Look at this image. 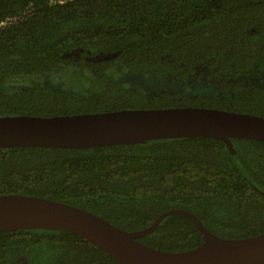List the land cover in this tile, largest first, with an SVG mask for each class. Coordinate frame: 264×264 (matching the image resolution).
<instances>
[{
  "label": "trees",
  "instance_id": "1",
  "mask_svg": "<svg viewBox=\"0 0 264 264\" xmlns=\"http://www.w3.org/2000/svg\"><path fill=\"white\" fill-rule=\"evenodd\" d=\"M32 15L0 32V116H53L133 108L211 107L264 116V0H0ZM69 71L75 89L18 76ZM121 74L199 75L216 92L176 95L127 86ZM207 137L60 148L0 146V194L66 202L125 230L185 209L227 238L264 231V141ZM161 250L202 242L184 216L138 239ZM0 264H121L83 237L0 231Z\"/></svg>",
  "mask_w": 264,
  "mask_h": 264
},
{
  "label": "water",
  "instance_id": "2",
  "mask_svg": "<svg viewBox=\"0 0 264 264\" xmlns=\"http://www.w3.org/2000/svg\"><path fill=\"white\" fill-rule=\"evenodd\" d=\"M207 137L233 149L232 138L264 141V116L211 107L133 108L67 115L0 116V146L85 148ZM191 220L203 240L187 250H161L138 239L168 216ZM77 234L121 264H264V231L240 238L211 232L193 213L169 209L149 225L125 230L81 207L27 194H0V231Z\"/></svg>",
  "mask_w": 264,
  "mask_h": 264
},
{
  "label": "rangeland",
  "instance_id": "3",
  "mask_svg": "<svg viewBox=\"0 0 264 264\" xmlns=\"http://www.w3.org/2000/svg\"><path fill=\"white\" fill-rule=\"evenodd\" d=\"M119 78L123 81L125 85L143 91L170 90L176 95H194L197 93L200 94L202 92L210 94L216 92L213 86L203 84L204 79L201 74L182 77L178 76L173 81L160 80L161 78L144 74H121ZM45 81L52 84L62 85L71 89H75L73 85L74 82L69 71L51 75L47 80H44L41 75L14 77L7 82L5 88H18L33 83H44Z\"/></svg>",
  "mask_w": 264,
  "mask_h": 264
},
{
  "label": "built area",
  "instance_id": "4",
  "mask_svg": "<svg viewBox=\"0 0 264 264\" xmlns=\"http://www.w3.org/2000/svg\"><path fill=\"white\" fill-rule=\"evenodd\" d=\"M67 0H49V4H62ZM34 12L32 6L27 8L16 7L14 9H9V13L6 14L3 18L0 19V32L11 25H14L18 22L23 21L24 19L30 17Z\"/></svg>",
  "mask_w": 264,
  "mask_h": 264
}]
</instances>
